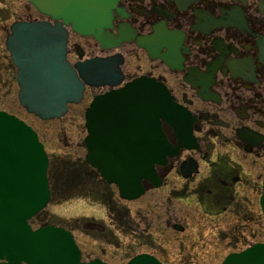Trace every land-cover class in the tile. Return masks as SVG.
Instances as JSON below:
<instances>
[{"label": "flooded vegetation", "instance_id": "1", "mask_svg": "<svg viewBox=\"0 0 264 264\" xmlns=\"http://www.w3.org/2000/svg\"><path fill=\"white\" fill-rule=\"evenodd\" d=\"M23 7L34 11L23 21L54 22L29 0ZM67 31L71 64L122 59V81L113 87L86 85L81 101L91 95V102L137 78L153 79L184 111L192 144L180 146L175 129L162 121L177 153L155 165L156 178L143 180L132 198L122 197L116 184H108L84 160L85 175L68 179L63 190L87 196L64 202L98 204L108 224L83 216L81 244L65 221L56 224L59 219L48 217L42 226L70 232L82 263L128 264L145 256L159 264H222L263 242L264 0H118L106 31L121 40L111 48L70 27ZM10 68L19 89L11 59ZM0 83L9 86L8 72ZM49 167L48 157L50 199L60 198L50 184Z\"/></svg>", "mask_w": 264, "mask_h": 264}, {"label": "water", "instance_id": "2", "mask_svg": "<svg viewBox=\"0 0 264 264\" xmlns=\"http://www.w3.org/2000/svg\"><path fill=\"white\" fill-rule=\"evenodd\" d=\"M117 1L29 0L54 22L15 21L5 39L16 68L17 99L28 114L44 121L59 119L68 105L81 101L86 85L113 87L122 81V59L93 58L75 64L66 59L67 27L105 48L120 43L106 31ZM183 113L153 79L137 78L97 95L84 113V160L104 181L116 184L122 197H135L143 180L156 178L155 165L177 153L162 131V121L175 129L180 146L192 144ZM47 167L48 156L36 132L15 115L0 111V261L104 264L80 262L74 239L63 228L33 230L29 225L50 201ZM260 205L264 214V178ZM128 264L159 263L142 256ZM222 264H264V241L231 254Z\"/></svg>", "mask_w": 264, "mask_h": 264}, {"label": "rangeland", "instance_id": "3", "mask_svg": "<svg viewBox=\"0 0 264 264\" xmlns=\"http://www.w3.org/2000/svg\"><path fill=\"white\" fill-rule=\"evenodd\" d=\"M26 2L27 0H0V8H2L0 10V77L2 78V75L5 77L7 72L9 76L8 87H3L0 83V109L14 114L38 134L40 141L44 144L48 157L52 160L51 162L57 164L59 160L65 159V161H68V164H79L84 161L85 156L83 145V139L86 135L84 110L90 102L91 95H88L79 104L69 106L68 111L61 118L48 121L40 120L34 115L28 114L19 105L17 100L18 87L12 83L14 72L12 73V69L10 68V58L5 51L3 42L8 27L12 22L26 19L29 12L34 14L33 10L30 11L29 9L27 11L23 7ZM89 43L92 44V42ZM58 165L61 166L60 162ZM54 172L56 171L50 168V175ZM93 176L94 174L90 178H95ZM64 193L68 195L66 188L64 189ZM57 199L56 197H52L48 205L40 213V216L29 222L33 229L48 223L50 221L49 218L54 217L59 219V221H54L56 224H60V221H65L73 227L75 236L81 244L82 234L80 226L85 218L83 216L88 217L92 214V216L103 219L102 221L104 222L106 211L98 204H92L83 199L70 200L69 202H59ZM43 218H47V220L42 221ZM104 224H108L107 220Z\"/></svg>", "mask_w": 264, "mask_h": 264}, {"label": "trees", "instance_id": "4", "mask_svg": "<svg viewBox=\"0 0 264 264\" xmlns=\"http://www.w3.org/2000/svg\"><path fill=\"white\" fill-rule=\"evenodd\" d=\"M52 160H50V168H53L56 172H54L51 177H50V184L52 185L54 192H56L57 194H59L61 197L58 198L59 202H63L65 200H68L69 198L73 197V196H87L84 193L80 192V193H75L74 195L72 193L66 195L64 193V186L67 184V180L68 179H72L73 181L76 179H80L85 175L86 172V165L84 163V161H82L79 164H76L77 166L75 167H70L73 164L70 163L68 164V161H65V159H61L57 162V164L54 162H51ZM60 162L61 166L58 165V163ZM68 164V165H67ZM64 165V166H63ZM55 167V168H54ZM50 170V169H49ZM50 176V175H49ZM72 194V195H71ZM90 194V193H87Z\"/></svg>", "mask_w": 264, "mask_h": 264}]
</instances>
